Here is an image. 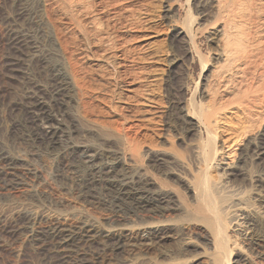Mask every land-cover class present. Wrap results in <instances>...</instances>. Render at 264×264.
<instances>
[{
    "label": "rangeland",
    "instance_id": "1",
    "mask_svg": "<svg viewBox=\"0 0 264 264\" xmlns=\"http://www.w3.org/2000/svg\"><path fill=\"white\" fill-rule=\"evenodd\" d=\"M248 1L255 20L262 19L258 0ZM79 7L83 11L75 13ZM17 8L13 0H0V142L14 162L7 173L0 168V264H79V259L82 264H214L217 241L192 192L202 179L226 182L223 192L238 195L223 199V205L231 206L225 221H237L245 212L253 224L240 220L241 233L235 223L227 227L226 264H264V167L246 155L247 146L264 132V93H249L252 98L242 109L232 95L238 87L232 94L222 91L227 63L215 54L226 38L220 42L212 34L235 23L234 32L245 34L231 38L248 52L250 21L231 14L217 17L209 3L196 0H47L39 11L43 19L32 21L20 20ZM61 9L75 39L60 25ZM90 19L94 31L83 25ZM11 24L27 30L30 44L19 56V72L9 77L6 61L17 55L9 44ZM182 30L193 41L186 42ZM256 53L255 59L264 58ZM52 64H59L74 85L69 103L51 102L62 112L73 141L98 153L94 161L106 169L109 161L103 155L115 158L113 173L140 175L149 192L168 193L171 203L162 202L160 214L113 211L100 187L83 194L79 186L85 173L70 155L30 137L32 117L19 105L30 101L26 93L33 89L51 100ZM256 81L264 85L262 78ZM175 101L183 113L207 115L215 129L208 149L202 130L194 134L179 124ZM213 147L219 149L214 161L221 165L200 157L202 148ZM224 164L227 173L237 175L222 173ZM28 214L37 217L30 227L35 237L27 227ZM87 224L100 234L88 240L79 234L70 250L59 251L47 237L53 226L79 232ZM147 224L159 226L157 233L146 234ZM62 252L70 257L61 259Z\"/></svg>",
    "mask_w": 264,
    "mask_h": 264
},
{
    "label": "bare ground",
    "instance_id": "2",
    "mask_svg": "<svg viewBox=\"0 0 264 264\" xmlns=\"http://www.w3.org/2000/svg\"><path fill=\"white\" fill-rule=\"evenodd\" d=\"M13 1L18 6L17 14L20 20L26 19L28 21H32V19L35 18V16H37L39 20L43 19L39 11H40V8L45 5L47 0H13ZM68 1H71V0H68ZM196 1L198 4L200 3L202 5H206L209 3V6L218 13L217 17H219V15H222V16L237 15L244 22H246V20L248 19L251 23L250 25H252V32L247 33V40H245L247 44H249V46L252 47V49H249L248 52L244 50L246 48H244L243 44H242L243 48L241 47L240 43L238 42L239 39L231 38V34L232 35L233 34H239V35L245 34L244 32H240V33L234 32L236 28L235 23H233L231 27L224 25L222 26L223 28L220 27L221 29L219 28V30H216L214 33H212L214 36L217 37L218 41L220 42H222L223 40L222 38L224 36H225L224 38H226V40L224 39L222 44L220 45L221 47L217 45L218 46L217 48L219 49H218V53L215 54L218 57H222L224 62L227 63V68L226 70L224 69L225 77L222 76V78L224 77V80L222 79L223 82L221 84L222 91L225 92L226 95L232 94L234 88L238 87L237 89L238 93L232 94L233 96H236V97L238 96V98H236L238 100L237 107L240 106L242 107V109L247 108L248 107L247 104H249L248 101L252 98L251 95H248L249 93L255 92L256 94V92L258 91L259 92L262 91L264 93V85H260L256 81L258 77L262 78L264 81V58H260L259 57L260 55L257 56L259 57L258 59L254 58V54L256 53L257 50L259 52L264 53V16L262 19L255 20V18L252 15V12L254 11L253 4L252 2L248 0H196ZM258 3H259V7L257 9V12H264V0H258ZM55 7L58 8L56 4H55ZM82 8L83 7H79L78 9H76L75 13H79L83 11ZM235 10L237 11V13L234 12ZM58 11L62 12L61 14L62 18L60 19L61 20L60 25L64 26V28L69 31V35L75 39L76 36L72 32L71 28L69 27L70 19L66 17V12L63 11L62 9ZM165 13H167L168 15L171 13L170 6H167ZM87 20L83 25L87 26L88 30L90 31L96 30V23L93 21V19L92 20L90 19L89 21ZM10 27L11 28H10V33H9V44L12 47V49L17 53V55H15V57L13 58H9L8 61H6L5 67H6V71L8 72V76L12 77L13 73L19 72L20 60H21V57L19 56H22L25 49L29 46L30 36L27 30L24 29V27L22 26L11 24ZM253 27L255 28L254 30H253ZM221 30L223 31V33ZM179 33L180 35H182V37H184V40L186 42L193 41L191 35L189 34V31L188 32L184 31V34H183V30H182V32L180 31ZM105 47H107V45ZM105 47L104 49H102L103 51L101 52L104 53L105 51H107ZM107 55H110V53H108ZM85 56L87 57L88 55H85ZM109 57L112 59L113 54L110 55ZM237 60L238 62L236 63V65H234L233 61L236 62ZM46 63L47 61L43 59L42 64L45 65ZM50 71L54 79L53 88L49 92V97L51 98V100L45 101L44 100L45 97L43 98V96H37L40 91L38 92L37 89H33V90H29L26 93L30 101L28 102L26 101V103H22L20 105L18 104L20 108H22L26 113H29L32 117V120L29 119L32 121V126H33L32 128L33 133H29L30 137L33 140H37L38 138L41 139L40 141L41 143L43 140L45 142L46 148L51 151H56L57 154L65 153V155L66 154L70 155V157L72 158V163L74 162L79 167H81L82 171L85 173L84 180L82 182V187L79 186V189H81L83 194H88L91 192L90 189L88 188H93L92 190H94V189H97V187H100L107 194L106 195L108 196V199H107L108 201H106L107 205L110 209H113V211L118 210V211H122V213L123 212L125 213V212H128L129 210H132V211L143 210L145 212L150 213L151 215L160 214L161 213L160 210L164 209V205L161 203L167 202V201L171 203V200H170L171 197L169 196L168 193H165L163 191H158L155 193L149 192V190L146 188L147 184L143 182L140 175L129 174L122 170L121 171L119 170L120 171L118 172L119 174H116L117 171L113 173L112 171L114 169L113 167H115V160H116L115 158H112L109 155H103L109 161L108 167H107L109 169H106V167H103L101 166V164H98L97 162L94 161L95 160L94 158L98 153L94 151H90L85 145L77 141H73L71 133H70L71 130L69 131L67 126L64 124L65 122H63V119H62L63 116L61 114L62 112L60 113L56 109L54 110L51 102L57 105H64V104L69 103L73 98L74 85L72 83V80L61 69L59 64H52L50 66ZM250 74H251V78H250ZM248 78L251 79V82L245 85L244 82ZM248 81L250 80L248 79ZM216 87L217 85H215L213 89H216ZM230 99H232V97L229 98L228 100ZM174 106H175V109L177 110L176 118L179 124L184 126L186 130L191 133H194V134L201 133V130H202L203 133L206 134L208 138V147H207L208 149L210 147V143L211 144L213 143V138L215 137V133H214L215 129L214 127H212L211 122L209 118L207 117V115H203L201 114V112H198L197 110H192V111L186 110L183 113L182 108L179 106V102L177 101H175ZM247 147H250V148L249 149L247 148L248 151L246 152V155L248 154L247 156L249 158L253 160H257L261 164V166L264 167V132L261 134L260 137L252 141L250 145H248ZM207 149L205 150V148L204 149L202 148V152L200 151L199 153L200 157L208 156L207 160H204V161L205 162L211 161L214 163L215 162L214 160H216L215 155L219 149H216L214 147L211 148L210 150H207ZM249 152L251 153L249 154ZM100 155H102V153ZM83 157L86 158L87 160H84ZM12 159L13 158L9 156V154L7 153V151L4 149V147L2 146L0 142V162H3V164L1 163L0 168L3 171L2 172L3 174L7 173L6 171L13 170L14 162ZM158 160L156 159L155 162ZM221 164L222 163H220L219 160L215 162L216 166L221 165ZM81 169L78 168V170H81ZM219 169L222 171V173L223 171H225L226 172L225 174L227 175H231V176L237 175L235 173H227V170H226L228 169L227 164H224V166L220 167ZM114 175L116 177H114ZM225 183L226 182H221V181L209 182V181H206L205 179H202L200 184H198L194 188V190H192L195 198L199 200L200 203H202V206H203L202 210L205 213V216H206L205 218L207 222L210 223V226L213 229L215 239L217 241L216 248H217L218 257L214 264H226V261H224V256L227 250L226 244L228 241V236L225 235L227 227L230 225L233 226L235 223V226L239 228L240 223H241L240 220H246L245 223L248 222L247 223L248 225L252 224L250 222V219L248 218L247 213L245 212H241L236 216L238 217L237 221L236 219L235 221L234 219L233 220L231 219L230 221H225V214L227 210L230 209L231 206L223 205V199H225L226 197L237 199L238 197L237 194H230L228 190H227V193L223 192V190L225 189ZM26 218H27L26 223H28L27 227L29 228V231L31 232L29 233L31 234L32 237H35L32 235V230L30 229V227L33 221L37 219V217L36 215L28 214ZM238 221H239V224H236L238 223ZM158 228L159 226L147 224L145 228L146 234L156 232L158 231ZM247 228L248 227H246V229ZM78 231L79 232H70L65 229H61L57 226H53L49 228L46 233H47V237L54 243L55 248L58 249L59 251H64V249L68 250L71 247L73 248L74 245H77L74 243L76 242L75 240L78 239L77 236L79 234H80V238H82L83 240L85 239L88 240L92 236L100 234L99 229L97 227L95 228L91 224L83 225L80 229H78ZM238 231L239 233H241L240 228ZM109 234L111 233L104 232V235H109ZM245 234L246 232L243 235ZM142 236L144 237L145 235L143 234ZM62 253L63 254L61 255V259L67 260L70 257V255H66L65 252H62ZM78 261L80 262L79 264H82V259H79Z\"/></svg>",
    "mask_w": 264,
    "mask_h": 264
}]
</instances>
